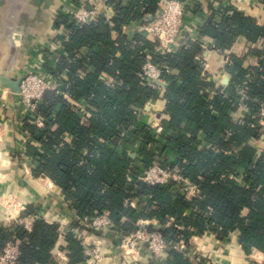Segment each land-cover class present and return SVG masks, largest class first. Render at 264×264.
Segmentation results:
<instances>
[{"label":"trees","instance_id":"obj_1","mask_svg":"<svg viewBox=\"0 0 264 264\" xmlns=\"http://www.w3.org/2000/svg\"><path fill=\"white\" fill-rule=\"evenodd\" d=\"M123 1L106 0L115 11L110 22L101 18L78 25L59 17L58 26H65L70 39L64 42L60 36L64 52L57 67L45 69L51 75L67 72V89L65 94L45 93L40 105L48 119L44 128L25 123L36 142L28 144L26 152L34 175L50 178L77 217L107 213L122 236L133 234L141 221H157L160 228L148 229L161 232L169 245L185 243L182 251L170 249L160 264H210L190 257L191 238L206 233L224 240L238 232L247 254L264 253V154L254 161L256 151L250 146L260 136L259 110L264 104L262 18L234 6H210V18L199 26L203 42L191 41L163 54L152 39L137 34L131 41L122 31L155 15L162 0ZM257 2L264 5V0ZM202 8L198 5L196 11ZM113 31H118L117 39ZM241 37L253 46L246 58L254 56L258 63L246 66L245 57L232 54L227 66L231 83L219 87L207 77L198 57L210 39L223 53ZM148 62L177 71L164 73L162 80L168 85L163 93L156 83L152 87L143 79ZM81 70L88 73L81 77ZM105 75L113 84L101 79ZM239 86L247 98H241ZM160 98L166 101L168 118L161 120L162 130L157 132L142 115L149 101ZM240 100L251 110L242 124L233 117ZM80 103L85 104L84 112L75 109ZM155 165L178 172L183 181L144 183L140 177ZM185 182L199 193L189 197ZM60 229L59 222L43 217L34 221L31 231L19 223L2 228L0 255L12 243L20 251L18 264H56ZM60 249L68 252L64 264L86 262L73 232H67L66 246Z\"/></svg>","mask_w":264,"mask_h":264},{"label":"crops","instance_id":"obj_2","mask_svg":"<svg viewBox=\"0 0 264 264\" xmlns=\"http://www.w3.org/2000/svg\"><path fill=\"white\" fill-rule=\"evenodd\" d=\"M76 1H85L93 17L98 14L100 19L107 22L115 17L114 9L106 3V0H0V229L18 223L17 221L25 215H36L39 218L49 219V222H59L61 231L54 251L56 264L67 262L68 252L60 248L66 246V228L71 221H74L76 214L65 203L61 189L50 178L34 175L32 159L26 152L27 145L36 142L29 137L30 133L17 109V93L10 85L19 80L22 74L38 60L42 48L60 43L58 12ZM123 2L125 3L126 0ZM189 2L194 4L195 11L191 16L198 26L203 25L210 18V6L224 9L234 6L249 15L262 18L264 23V5L259 6L257 0H189ZM198 5L203 8L196 11ZM122 31L131 41L137 35L135 26L129 28L124 26ZM112 35L117 39L118 31H113ZM208 44L211 46V51L207 55L203 51V55L207 56L205 73L217 86L227 88L231 83L227 69V66L232 64L231 55L246 58L253 46L243 37L237 40L231 50L223 53L215 50L213 40L210 39ZM44 52L47 54L44 66L57 67L62 54L53 57L50 51ZM86 52L85 49L84 53ZM257 63L258 60L251 55L245 61L246 66H255ZM173 74H177V71L174 70ZM52 75L57 81L56 91L65 94L67 72ZM101 79L107 84L112 80L106 75ZM159 82L161 84H157V88L163 93L168 82L165 80ZM61 86H66L64 91L58 90ZM237 90L241 98H244L241 93L244 89L239 86ZM165 104V99L160 98L149 101L144 108L143 120L157 132L162 130L161 120L168 118L164 113ZM250 115L251 110L240 100L233 117L241 123ZM67 141H71V137H68ZM250 146L256 151L254 161H257L264 154V140L260 137L252 139ZM132 157H135V154H132ZM170 157L174 159V155L171 154ZM241 173L240 179H243L244 169ZM197 194L187 195L190 197ZM131 205L135 207L136 202L132 200ZM29 208L34 211L29 212ZM146 221L148 226L160 228L157 221ZM88 236L89 239L103 246L102 264L161 263L162 259L155 258L147 250L141 252L138 261L128 263L120 256L116 241L111 234L89 231ZM189 243L192 260L200 257L208 260L210 264H264L263 252L254 251L251 254L245 252L239 242L238 232L232 233L224 240H219L212 233H206L202 236H193Z\"/></svg>","mask_w":264,"mask_h":264},{"label":"built area","instance_id":"obj_3","mask_svg":"<svg viewBox=\"0 0 264 264\" xmlns=\"http://www.w3.org/2000/svg\"><path fill=\"white\" fill-rule=\"evenodd\" d=\"M194 11V4L187 0H162L157 13L146 16L142 24L135 25V30L137 34H142L156 42L158 52L171 54L191 41L203 42L199 34V26L193 22L191 16ZM62 15L67 16L68 22L78 25L97 23L100 19L98 14L94 15V17L91 16L85 1L70 3L68 7L59 10L58 17ZM216 18L219 19V16H216ZM59 28L61 29L60 34L64 35V42H67L70 39L69 31L65 30V26L62 24ZM210 47L209 44H206L204 49L206 55L211 51ZM46 50L50 51L54 57L63 54L64 45L60 42L55 46H45L41 49L38 60L22 74L20 78V91L16 95L17 109L20 111L23 123L36 126L37 128H44L48 122V119L40 113V105L43 102L45 93L50 90H57L56 79L47 72L44 66L45 59L47 58V54L44 52ZM206 55L202 54L198 57V60L204 67V71L207 64ZM86 73L87 70H81L79 74L81 77H84ZM164 73L173 75V70L168 67L161 68L152 62H148L143 69V79L148 85L155 87L154 83L162 81ZM110 84H113L112 80ZM241 93L244 98H247L243 90ZM75 109L79 112H84L85 104L80 103ZM259 116V137L264 140V104L260 106ZM29 137L31 138V135ZM140 179L150 185L183 181L178 172L164 169L158 165L145 171ZM183 190L188 195H194L198 192L197 188L188 182H185ZM38 218L36 215H25L17 222L23 225L25 229L31 231L34 221ZM69 231L73 232L83 245L87 258L84 264H102L104 258L103 246L89 239V231L111 234L112 238L116 241L120 256L128 263L138 261L143 251L142 246H145L146 250L157 259H163L170 249L181 251L185 249L183 241L169 245L161 232L148 229L147 221H141L133 234L122 236L107 213L93 218L87 216L80 218L76 216L74 221H71L66 228V232ZM19 256L20 251L18 246L8 243L0 255V264H18Z\"/></svg>","mask_w":264,"mask_h":264},{"label":"water","instance_id":"obj_4","mask_svg":"<svg viewBox=\"0 0 264 264\" xmlns=\"http://www.w3.org/2000/svg\"><path fill=\"white\" fill-rule=\"evenodd\" d=\"M20 83H21V80L19 79V80L15 81L13 84L10 85L15 93H19V91H20ZM156 84H161V82L156 81ZM65 87L66 86L58 87V90L64 91Z\"/></svg>","mask_w":264,"mask_h":264},{"label":"rangeland","instance_id":"obj_5","mask_svg":"<svg viewBox=\"0 0 264 264\" xmlns=\"http://www.w3.org/2000/svg\"><path fill=\"white\" fill-rule=\"evenodd\" d=\"M142 250H146V247L145 246H142Z\"/></svg>","mask_w":264,"mask_h":264}]
</instances>
